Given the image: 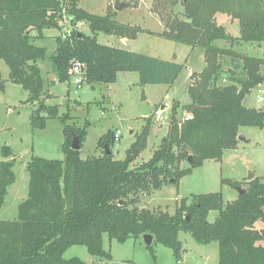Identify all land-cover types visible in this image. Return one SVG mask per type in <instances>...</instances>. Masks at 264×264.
<instances>
[{"label": "trees", "instance_id": "1", "mask_svg": "<svg viewBox=\"0 0 264 264\" xmlns=\"http://www.w3.org/2000/svg\"><path fill=\"white\" fill-rule=\"evenodd\" d=\"M185 18L173 17L163 29L167 39L205 50L207 65L188 86L189 102L180 107L192 119L180 122L177 107L171 112L167 134L151 157L138 166L130 165L146 146L151 115L126 151L123 160L112 156L114 130L97 140L98 156L80 157L87 123L79 126L70 111L59 113L56 105L45 104L48 90L38 62L45 49L36 44L46 29H58L59 0H0V61L8 67V78L27 92L25 103H37L30 114L32 129H43L47 120L57 118L62 125V159L32 155L26 163L27 196L18 204L17 216L0 221V264H84L78 257L65 258L73 245H83L94 257L109 258L102 238L124 242L127 238L153 236L180 257V231L189 232L199 244H218V264H264V181L258 176L240 182L222 180L242 190L236 199L224 203L220 192L191 194L176 202L173 214L139 207V197L151 194L170 179L173 184L191 174L206 160L219 161L224 149L238 142L239 126L264 127L259 111L242 100L261 83L259 68L264 59L242 57L239 77L218 84L216 40L225 38L213 22L214 13H228L239 20L238 41L264 40L263 0H182ZM69 13L85 22L92 35L73 30L69 38H55L49 55L57 82H68L71 60L85 64L82 84H111L117 72H137L141 86L172 85L183 63L117 48L97 41V33L132 37L135 31L116 22L111 13L97 15L69 0ZM35 31L36 35L31 33ZM192 73L191 76H193ZM212 88L208 84L212 80ZM215 84V86L213 85ZM4 88L0 70V89ZM264 108V107H263ZM76 136L80 148L73 149ZM0 161V208L7 188L14 183V158L10 146L3 145ZM190 158V160H189ZM182 160L188 162L181 167ZM217 211L213 222L207 220ZM157 212V213H156ZM152 242V243H153ZM154 257L152 244L147 246ZM124 264V263H122ZM125 264H134L127 262Z\"/></svg>", "mask_w": 264, "mask_h": 264}, {"label": "rangeland", "instance_id": "2", "mask_svg": "<svg viewBox=\"0 0 264 264\" xmlns=\"http://www.w3.org/2000/svg\"><path fill=\"white\" fill-rule=\"evenodd\" d=\"M182 0H77V6L97 15L111 13L113 19L131 30L135 35L127 37L132 41L127 49L137 53L150 55L177 63H183L184 68L172 85L139 83L137 72L120 71L111 84H98L95 86L83 85L76 88L71 79L68 82H55V73L49 60V55L55 48V38L62 34L61 29H46L42 39L36 40V44L45 49V59L38 62V66L45 80V88L53 91L57 96L48 100L50 105H56L59 113L70 111L79 126L87 123V133L82 142L80 157L98 156L102 150L97 147V140L108 130L119 131V138L111 145L112 156L116 160H123L126 151L135 140V135L141 131L146 119L141 116V93L147 97L149 107L153 109L164 106V110L158 120L154 119L151 112V125L148 129L146 146L130 165L131 168L146 162L158 146L161 139L167 134L168 123L171 120V112L189 102L188 86L197 79V75L207 65L205 50L199 46L181 43L173 39H167L163 35L165 23L173 17L185 18ZM264 1V0H263ZM116 2L127 3L122 10H115ZM75 20V17L73 18ZM75 27V31L92 35L85 22ZM213 22L216 27L223 29L225 38L216 40L213 44L218 52L217 63L218 84L229 83L228 78L239 77L242 57H254L264 59V49L256 52V45L260 42H240L239 20L228 13L215 12ZM32 35H36L33 31ZM53 37L54 39H52ZM97 41L105 45L120 46L121 41L114 34L97 33ZM264 47V42H263ZM260 48V46H259ZM188 60V61H187ZM187 62V63H186ZM189 65L193 68L189 70ZM259 73L262 76L261 83L250 90L242 100L243 105L255 110H264V102L257 101V95L264 96V64L260 66ZM0 70L4 88L0 89V161L6 160L1 154V147H11L14 158L13 171L15 181L7 188L5 201L0 208V221L15 219L18 204L27 196L28 172L26 163L32 155H38L50 159H62L61 143L63 141L62 125L57 118L47 120L43 129H32L30 126V114L36 108L35 103H25L27 92L21 85L13 83L8 78V67L0 61ZM190 73H195L193 76ZM199 76V75H198ZM212 80L208 83L212 88ZM225 79L226 82H222ZM70 84V87L68 85ZM215 86V84L213 83ZM70 89L69 98L65 92ZM81 89V90H80ZM262 89L263 92H258ZM105 98V99H103ZM45 101V97H42ZM46 104V103H45ZM130 130H133L130 133ZM238 134L244 140L238 139L233 148H226L219 161L206 160L203 165L194 168L191 174L181 178L179 183L166 182L151 194L139 197V207L151 210H162L173 214L176 202L183 198H190L191 194L220 192L224 203L236 199L238 190L222 180H236L245 182L253 174L264 181V127L239 126ZM189 164L182 160L181 167ZM264 209V208H263ZM217 211H211L207 220L213 222L217 217ZM257 227H264L262 222ZM178 238L182 251L180 257L176 256L172 249L153 242L154 257L147 248L142 237L127 238L124 242L115 239L109 240L104 235L102 246L110 256L99 258L91 256L83 245H73L65 253V258L78 257L84 264H122L132 262L134 264H218V244L213 241L209 244L197 243L189 232L180 231Z\"/></svg>", "mask_w": 264, "mask_h": 264}, {"label": "built area", "instance_id": "3", "mask_svg": "<svg viewBox=\"0 0 264 264\" xmlns=\"http://www.w3.org/2000/svg\"><path fill=\"white\" fill-rule=\"evenodd\" d=\"M60 2V7L57 11V24L59 26V29L63 30L61 35V38H69L75 30V27L78 26L79 24H82L80 21L73 20L74 16L69 13V0H59ZM85 70V64L82 62H79L78 60H71V64L68 70V73L70 75V79L73 82V85L75 87L81 88L83 86V74ZM226 82L225 79H222V82ZM258 92L262 93V89H258ZM257 101L258 102H264V96L261 94L257 95ZM164 106L160 108H156L152 110V116H154L155 120L159 119V116L164 110ZM192 119V114L190 112L184 111L183 116L181 117L180 122H183L185 120ZM114 138L117 139L119 138V131H116L114 133Z\"/></svg>", "mask_w": 264, "mask_h": 264}, {"label": "water", "instance_id": "4", "mask_svg": "<svg viewBox=\"0 0 264 264\" xmlns=\"http://www.w3.org/2000/svg\"><path fill=\"white\" fill-rule=\"evenodd\" d=\"M128 6L127 3H119L116 2L114 5V9L115 10H122L124 7ZM121 44H123V46L127 47L126 41L125 40H121ZM140 102H141V115L143 117H148L151 112H152V108L148 106L147 102H146V96L144 94V92L141 93V97H140ZM259 116L260 118H264V110H260L259 111ZM238 139L244 140V138L241 135H238L237 137ZM73 149H79L80 148V144H79V140L76 136H73L72 138V144H71ZM190 160V158H189ZM254 177L253 174H251L248 177V181L252 180ZM173 179H170L169 182H173ZM242 190H239L238 193H241ZM157 213V212H156ZM143 241L146 244V246H150L153 242V236L150 234H143L142 235Z\"/></svg>", "mask_w": 264, "mask_h": 264}, {"label": "crops", "instance_id": "5", "mask_svg": "<svg viewBox=\"0 0 264 264\" xmlns=\"http://www.w3.org/2000/svg\"><path fill=\"white\" fill-rule=\"evenodd\" d=\"M79 7V6H78ZM45 32H46V30H44L43 31V35L45 36V37H49V36H47L46 34H45ZM52 39H54L53 37H51ZM118 40H125L126 41V44L127 45H130L131 43H132V41L133 40H131V39H129V38H127V37H124V38H118ZM264 42V41H263ZM263 42H260V43H258L257 45H256V52H258L259 51V49H264V47H263ZM259 46H260V48H259ZM112 47H117V48H122V47H124L125 48V46H123V44H121L120 46H116V45H112ZM131 51H132V49H130ZM188 61V60H187ZM187 63V62H186ZM190 68L192 69L193 68V66H191V65H189V70H190ZM191 73H190V71H189V74H188V76L190 75ZM54 83H57V80H56V77H55V82ZM99 84V83H98ZM98 84H94V85H92V86H95V85H98ZM105 86H107V85H105ZM68 87H70V84L68 85ZM81 88H83V86L81 87ZM46 90H47V88H46ZM81 90V89H80ZM65 94V97L66 98H69V95H70V89L68 88L67 90H66V92L64 93ZM55 96H57L53 91H50V90H48V94L46 95V97H45V101H44V103H46V104H48L49 103V101L48 100H51V98H53V97H55ZM103 99H105V98H103ZM146 102H147V97H146ZM147 104H148V102H147ZM148 106H149V104H148ZM162 107V106H161ZM252 108V107H251ZM141 114V113H140ZM142 116V115H141ZM115 131V130H114ZM133 132V130H130V133H132ZM203 165V164H202ZM248 181V180H247Z\"/></svg>", "mask_w": 264, "mask_h": 264}]
</instances>
